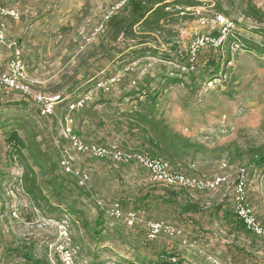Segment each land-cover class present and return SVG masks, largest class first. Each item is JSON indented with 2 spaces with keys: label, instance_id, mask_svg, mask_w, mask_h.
<instances>
[{
  "label": "rangeland",
  "instance_id": "374dc122",
  "mask_svg": "<svg viewBox=\"0 0 264 264\" xmlns=\"http://www.w3.org/2000/svg\"><path fill=\"white\" fill-rule=\"evenodd\" d=\"M117 1L0 0L19 13L18 20H2L6 42L0 43V71L10 58L9 44L21 48L29 78L37 82L40 92L58 94L63 100L55 105L59 117L67 105L84 96L93 80L121 74V88L109 94L95 92L91 101L72 113L74 130L81 138L87 143L117 144L123 150L143 149L139 125L128 115L130 110L145 109L150 114L146 125L150 134L162 123L189 142L182 154L175 153L173 164L198 178L226 176L228 183L203 192L168 190L151 183L148 173L136 164L77 155L61 139L55 118L41 116L32 102L18 94L4 93L0 100V264H30L24 258L29 253L41 264H64L63 256L56 253L59 246L67 247L82 264H150V258L163 249L176 255L179 264H213V260L264 264V238L235 229L225 219V213H233L229 196L239 169L247 172L248 200L258 218H264V168L247 166L249 150L264 146V56L238 42L229 49L205 48L198 53L195 70L179 77L171 74L176 68L163 60L168 56L184 63L196 19L214 13L233 22L227 37L239 34L264 46L262 25L245 15L248 3L264 12V0H200L198 6L176 8L183 12L171 15L175 21L165 26V32L150 34L144 44L119 38L117 48L122 53L108 60L101 47L103 31L96 29ZM135 61L140 69L126 73L124 68ZM210 61L220 65L214 78L209 75L215 70ZM143 68L145 74L140 75ZM163 75L178 81L167 84ZM132 80L137 82L133 87ZM146 85L149 95L156 93L154 101L140 105L144 98L121 99ZM12 131L27 145L25 159L8 149L5 138ZM62 155L73 157V167L88 174L87 189H80L61 172ZM25 164L33 166L47 200L36 202L24 192ZM46 180H51L50 186L62 184L60 196L55 197ZM170 192L176 197H170ZM98 200L179 225L191 244L183 246L164 237L159 244L148 243L137 230L130 232L121 222L102 216ZM188 204L198 211L182 213Z\"/></svg>",
  "mask_w": 264,
  "mask_h": 264
},
{
  "label": "built area",
  "instance_id": "2783aa9c",
  "mask_svg": "<svg viewBox=\"0 0 264 264\" xmlns=\"http://www.w3.org/2000/svg\"><path fill=\"white\" fill-rule=\"evenodd\" d=\"M129 1L130 0H118L112 4L104 12L96 30L103 31L107 21L114 14L122 10ZM3 19L18 20L19 13L15 8L0 4L1 44H5L6 42L5 28L2 23ZM230 28H233V22L222 14L214 13L210 17H198L196 19V26L192 32V40L184 64H175L172 62H165V64L172 65L183 73L193 72L195 70L198 53L205 48H221ZM205 30H207L206 33H204ZM8 47L11 48V55L5 69L0 71V100L4 93L18 94L32 102L41 116L55 118L59 125L61 139L68 145V149L75 154L107 160L113 164H136L148 173L151 183L164 186L171 190L203 192L206 190H217L228 183L227 177L222 175H215L210 178H198L186 175L181 171L173 169L165 160L152 157L133 149L123 150L117 144H94L85 142L74 130L72 113L81 109L86 101H91L95 92L109 94L114 92V88L115 91H117L122 86L123 76L121 74H115L107 79L97 81L93 88L84 93L83 97L67 105L66 112L59 117L55 114V105L63 101L61 97L58 94L46 95L36 90L33 86V82L29 78L27 65L24 61L21 48L10 44ZM136 69H140V67H138V61L129 63L124 68V71L126 73H132ZM139 71L140 75L145 74L144 68ZM136 83V80H132L130 86L133 87ZM73 162V157L62 155L59 160L61 172L65 175H70L80 188L87 189L86 184L89 180L88 174L78 168H74ZM246 187L247 172L245 169H239L229 196L232 212L235 218L243 225L246 232L255 237L264 238V218L260 220L256 215L254 207L248 200ZM96 204L99 211L104 216L121 222L126 229L133 230L137 227L143 229L147 241H156L164 237L178 240L183 246L191 244L190 240L184 234V231L179 226L172 223L148 219L139 211L125 209L119 203L107 205L98 200ZM56 253L63 256L62 261L64 264H82L75 261L73 252H70L67 247H57ZM168 260L173 264L177 263V258L174 256ZM127 264L139 263L130 262ZM213 264L222 263L213 260Z\"/></svg>",
  "mask_w": 264,
  "mask_h": 264
},
{
  "label": "trees",
  "instance_id": "16d2710c",
  "mask_svg": "<svg viewBox=\"0 0 264 264\" xmlns=\"http://www.w3.org/2000/svg\"><path fill=\"white\" fill-rule=\"evenodd\" d=\"M199 1L200 0H130L129 3L122 8V10L114 14L105 24V27L103 29L105 41L102 42L101 44V47L105 52V57H107L108 60H112L115 58L117 54L122 53V50L120 51L117 48V46L119 45L118 43L119 38H122L123 40L128 39L133 41L135 39L137 40L139 39L137 44H144L147 42V38L150 34L161 35L163 32H165L164 30L165 26L175 21L173 18H171V15H178L179 13L183 12V11L179 12L175 10L176 8L182 10L189 7L198 6L200 5ZM245 15L249 19H252L256 25H262L261 32L264 35V12L256 8L255 5L248 3L245 9ZM136 29L140 32L139 34L136 32ZM238 35L239 34H236V36L233 35L232 37L228 36L223 44V47L229 49L230 44L233 43L236 44L238 42L245 50L249 52H255L257 54L264 56L263 45L256 44L253 40L246 39L245 37H241ZM173 50L175 49L173 48ZM145 51L138 50L139 53ZM163 60L175 64H184L178 61H174V59L168 56H165ZM225 61H228V59H226ZM210 62H211L210 66H214L215 70H212L209 75L210 78H214L218 75L220 65L218 63H213L212 61ZM174 71L175 73L171 72V74L176 75L175 77L177 76L179 77L180 74H184L183 72L177 69H175ZM109 77L110 76H106L102 79L97 78L93 80L91 88H93L94 84L97 81L107 79ZM161 77H162V81H166L167 84L176 83L178 81L177 78H171L167 75H163ZM91 88L86 89L85 92ZM152 91H153L152 93H154L155 90ZM149 94L150 91L147 90V85H146V86H142L141 88L135 89L134 91L127 92L126 94H124L125 96L123 98L121 97V99L131 98V99H135L136 101H139V99L144 98L143 100L144 102L139 101V104L146 105L147 101L150 103V101H154L156 97V93L153 96ZM128 118L135 124L139 125L138 127V129L140 130L139 135L143 146V149L136 148L133 150L148 154L155 158H160L162 160H165L170 164V166L173 169L181 171L186 175H189L186 172H184L182 168L172 163V161L176 158L175 157L176 152L182 154L183 151H185V149L189 147V142L187 140H183L182 137L177 133H171L166 126H163L162 123L160 124L158 123V125L160 126L158 128H154L152 133L150 134V132L146 128V125L150 124V114L149 112H146L145 109L130 110ZM5 142L12 155H16L17 157L25 159L23 151L27 149V145L25 144L24 140L17 134L16 131L10 132L5 138ZM248 156L249 157L247 160V166L249 168L252 169L264 168V146L250 149ZM34 165L39 166V163L34 162ZM73 181L77 185L74 179ZM21 182L24 192L30 197V199L36 202L39 201L40 199L42 201L47 200L44 196H42L40 184L38 183L37 180V174L34 171L32 165L25 164ZM51 184H52L51 180H46V185L48 187H51V189H54L53 191L55 197L60 196L62 193L60 191L62 184L59 186L52 185L53 187L50 186ZM180 192H187V191H180ZM170 195H171L170 197L175 198L177 194H174V192H170ZM166 202L169 203L170 201L166 200ZM196 211H198V207L194 204H188L182 207V213L184 214L190 212H196ZM225 214H226L225 219L229 221L232 224V226L235 227V229H238L240 231H245L243 225L235 218L233 213L229 212ZM102 216L104 215L102 214ZM101 223L102 222L98 221V224ZM136 230L138 231L137 233L138 235H143L145 237L144 230L141 228L137 227L133 230H128V231L133 232ZM155 242L156 241H149L148 243L154 244ZM171 249L172 247H170V251ZM24 256H25L24 257L25 260L30 264H41V261L35 260L32 254L30 253L25 254ZM173 256H174L173 253L166 252L163 249L156 254L155 259L150 258L149 261L150 264H173L168 260Z\"/></svg>",
  "mask_w": 264,
  "mask_h": 264
},
{
  "label": "crops",
  "instance_id": "0c3cea01",
  "mask_svg": "<svg viewBox=\"0 0 264 264\" xmlns=\"http://www.w3.org/2000/svg\"><path fill=\"white\" fill-rule=\"evenodd\" d=\"M31 81L33 82V86H34V88L36 89V90H38V91H40L39 89H38V86H36V84H37V82H35L34 80H32L31 79ZM250 202V201H249ZM177 226H179V225H177ZM255 237V236H254ZM259 238V237H258ZM160 239V238H159ZM156 240V242L155 243H160V240ZM164 247H166V246H164Z\"/></svg>",
  "mask_w": 264,
  "mask_h": 264
}]
</instances>
